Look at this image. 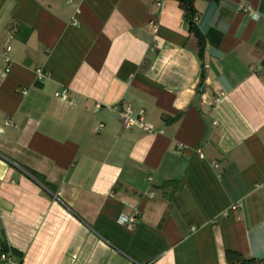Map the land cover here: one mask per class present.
Here are the masks:
<instances>
[{
    "label": "crops",
    "instance_id": "0c3cea01",
    "mask_svg": "<svg viewBox=\"0 0 264 264\" xmlns=\"http://www.w3.org/2000/svg\"><path fill=\"white\" fill-rule=\"evenodd\" d=\"M192 5L201 54L177 0H0V245L20 264L264 261V0ZM128 106L153 133L122 127Z\"/></svg>",
    "mask_w": 264,
    "mask_h": 264
},
{
    "label": "built area",
    "instance_id": "2783aa9c",
    "mask_svg": "<svg viewBox=\"0 0 264 264\" xmlns=\"http://www.w3.org/2000/svg\"><path fill=\"white\" fill-rule=\"evenodd\" d=\"M239 10H241V12L248 14V16H250L253 19L258 18V16H256V14H254V12L252 11L251 7L247 4H244V5L240 4ZM9 51H10V47H6L5 53H4V62L5 63H9V61H10L9 57L6 54ZM6 70H8V68ZM34 76H35V79H37L39 81H41L43 79H48V73L44 72L39 67H38V69L35 70ZM60 91L61 92L56 93V96H59L61 99H66L65 89H62ZM21 93L25 94L24 91H22ZM131 112H132V110L128 106L118 114L120 122H121L122 127L124 129H128V128L135 126V127H138L139 129H142L143 131H145L147 133H149V132L153 133L154 132V130L150 126H148L147 124H145L143 122L142 115H138L139 116L138 118H136V117L134 118L133 116H131ZM2 133H3V129L0 127V136L2 135ZM137 218H138V213H137V211H134L130 217L120 216L119 222L131 225L137 221ZM0 264H20V261L18 259H16L14 253L10 249L0 245Z\"/></svg>",
    "mask_w": 264,
    "mask_h": 264
},
{
    "label": "trees",
    "instance_id": "16d2710c",
    "mask_svg": "<svg viewBox=\"0 0 264 264\" xmlns=\"http://www.w3.org/2000/svg\"><path fill=\"white\" fill-rule=\"evenodd\" d=\"M194 0H177L178 5L184 12L183 18L185 21H187L188 24V30L193 33V35L197 39V45L199 47V53L201 54V51L203 50V37L200 32L197 31L195 21H194V7L192 5ZM226 260L229 262V264H263L264 261L262 260H254L249 258H244L238 254L235 255V253L227 252L226 253Z\"/></svg>",
    "mask_w": 264,
    "mask_h": 264
}]
</instances>
